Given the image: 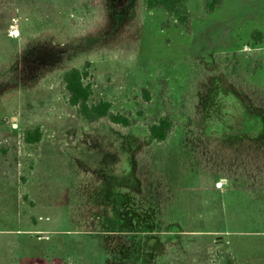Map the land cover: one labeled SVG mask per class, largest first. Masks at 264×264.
Segmentation results:
<instances>
[{"label": "rangeland", "instance_id": "obj_1", "mask_svg": "<svg viewBox=\"0 0 264 264\" xmlns=\"http://www.w3.org/2000/svg\"><path fill=\"white\" fill-rule=\"evenodd\" d=\"M189 8L187 33L143 0H0V264H264V0ZM87 61L129 128L68 105Z\"/></svg>", "mask_w": 264, "mask_h": 264}, {"label": "trees", "instance_id": "obj_2", "mask_svg": "<svg viewBox=\"0 0 264 264\" xmlns=\"http://www.w3.org/2000/svg\"><path fill=\"white\" fill-rule=\"evenodd\" d=\"M148 11L161 10L168 15L165 26L171 24L192 30L193 16L189 8L190 0H143ZM224 3V0H204V9L208 14L214 13ZM257 42L261 41L262 33L256 32ZM67 93V103L76 112L78 118L90 125H97L107 121L111 125L129 128L130 119L121 113H115L110 101H94V82L91 73V63L85 62L81 66L64 70L59 76ZM150 138L157 143H165L175 130V118L167 108L164 113H158L146 123ZM44 138V131L40 126L24 131L23 139L28 145H40Z\"/></svg>", "mask_w": 264, "mask_h": 264}]
</instances>
